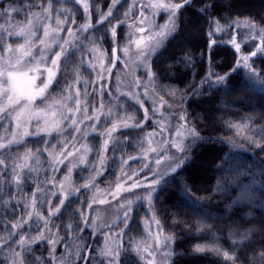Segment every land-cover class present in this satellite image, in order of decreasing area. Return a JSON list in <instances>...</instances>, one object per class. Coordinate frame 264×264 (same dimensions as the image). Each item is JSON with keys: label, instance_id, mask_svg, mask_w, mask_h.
<instances>
[{"label": "snow or ice", "instance_id": "1", "mask_svg": "<svg viewBox=\"0 0 264 264\" xmlns=\"http://www.w3.org/2000/svg\"><path fill=\"white\" fill-rule=\"evenodd\" d=\"M106 6L107 12L100 13L93 25L89 0H0V264H179L182 254L174 251L175 234L162 235L161 221L156 219L158 202L170 189L176 198L172 218L178 222L185 211L212 219L205 200L196 193H206L210 201L218 195L228 198L239 189L241 196L233 203L248 210L258 207L259 215L253 220L259 230H237L231 250L214 247L211 251L222 255L223 264H236L237 253L259 236L262 250L257 256L253 249V259L246 264H264V159L260 158L264 95L259 96L258 114L243 116L240 123L223 121L238 133H250L241 143H230L226 138L201 135L193 123L199 114H189L183 107L187 98L175 99L180 89L165 83L173 77L181 80L178 65L192 63L190 48L197 37L207 36L205 45L211 49L217 44L216 34L231 29L228 43L234 48V62L221 68L223 74L210 69L190 96L214 98L220 91L264 94V3L255 14L242 0H111ZM81 10L84 22L78 23ZM161 13L166 14L163 24L155 22ZM21 15L23 19L17 20ZM125 26L130 29L128 43L121 49ZM99 29H103L101 35L91 36ZM237 29L244 37L239 41ZM133 45L135 59L129 63ZM243 46H249L246 52ZM74 60L79 66L69 82L68 66ZM79 68L89 75L95 72V79H85ZM121 70L130 77L127 92L119 90ZM241 70L243 79L234 84ZM114 74L118 95L109 87ZM161 92L172 97V103ZM105 96L115 112L112 107L105 111ZM146 101L150 107H145ZM177 103L180 111L173 110ZM130 108L142 109V118H122L121 113ZM209 116L204 113L205 120ZM68 135L74 142L71 149L65 139ZM90 136L101 141L95 150L88 144L75 147ZM226 143L230 147L224 155L206 158V152ZM128 148L137 154L126 155ZM249 151L251 155L245 156ZM109 164L119 169V176L115 188L100 199L95 195L100 191L97 181ZM77 169L88 173L80 176L82 183L73 179ZM225 175L233 179L225 180ZM241 177L248 180L246 185ZM112 201L122 214L101 222L98 214L93 215L94 205ZM145 203L157 229L155 234L148 232L153 243L129 237L125 245V236L138 226L137 206ZM73 204L78 206L65 223ZM231 208L225 205L227 219H231L227 215ZM206 251L199 244L194 247L195 253Z\"/></svg>", "mask_w": 264, "mask_h": 264}, {"label": "trees", "instance_id": "2", "mask_svg": "<svg viewBox=\"0 0 264 264\" xmlns=\"http://www.w3.org/2000/svg\"><path fill=\"white\" fill-rule=\"evenodd\" d=\"M131 3V0H128ZM179 2V0H177ZM89 3L93 5L92 9V24L96 25L99 20L100 13H105L107 11L106 4H110L111 0H89ZM242 3L245 8L249 9L252 14L258 12L261 8L264 0H242ZM72 7V5H68ZM126 10V6L125 9ZM121 11V19H123V11ZM247 14V13H246ZM81 19L78 20V23L83 21L82 18V10L77 13ZM224 15H229V13L225 12ZM233 17L239 15L238 13H232ZM132 16L130 15L129 18ZM128 18V20H129ZM17 20L23 19V16L16 18ZM241 20L244 17L240 18ZM3 23V21H0ZM115 23V21H113ZM223 24V21L221 22ZM127 31V27L124 28V39ZM207 31V29H206ZM103 29H99L95 33H91V36L101 35ZM232 33L231 29L223 31L215 36L217 40V44L212 46L211 49L207 48L205 42L207 41V36L203 39L196 38L193 41L194 46L190 48L192 52V63L185 67L184 65H178L180 69V73L183 74L181 80H177L176 77H173L171 81H166L165 83H172L177 88L180 89V95H178L175 99L179 100L181 97L187 98V102L183 104V107L187 109L189 114L193 112L199 114L200 119H193V123L198 124L199 130L201 131V135L207 136L211 135L215 138H226L230 143H241L242 138L246 133L245 131L237 132L236 129H230L227 125L223 123L224 120H230L233 122L240 123L241 117L256 115L261 111V108L258 106V100L260 95H264L257 90L256 93L251 91H246L241 93H229L225 95L222 91L216 92L214 98H210L207 94L204 96L197 95L196 97H191L190 93L194 87H198L200 84V80L204 75L208 73V71L214 70L216 72H221V68L226 65L227 62L233 61L234 48L225 42V38L228 37ZM124 39L120 41V44L124 42ZM103 48L106 49L107 45H103ZM245 51H247V46L244 47ZM219 65V67H217ZM79 66V61L74 60L70 62L68 66V81L71 82L74 79L75 71ZM82 76L85 79H94V72L89 75V72L84 68H79ZM115 73V70H114ZM113 77V76H112ZM243 79V71H239L235 75L234 84H239ZM61 86H63V81L61 82ZM83 91V89H81ZM59 91V89H57ZM91 91V89H89ZM160 95L164 96V99L169 103H172V97L169 95H165V93L161 92ZM194 101V102H193ZM233 101L237 103L231 107L228 105ZM240 101H250V103L241 104ZM96 103V101H94ZM124 103L123 98L120 101ZM105 103L107 111L108 107L113 108V112L116 111L113 105L108 103V98L105 96ZM191 105V106H189ZM220 109L219 111L212 112V109ZM255 109V111H253ZM174 111H180L181 105L174 104ZM210 113L209 119H204V113ZM225 113H229V115H225ZM135 116L137 119L142 118L141 109L137 110V108H130L127 113H121V116ZM190 119H192L190 115ZM252 127H256L252 125ZM148 130V129H147ZM141 135H143L141 133ZM68 145L71 144V135L65 137ZM55 142V141H53ZM85 144L93 147L95 150L99 144L101 143L99 138L94 136H90L87 140L84 141ZM230 143H226L225 145H216L214 146L210 152H206V158L212 155H224L225 151H228L230 147ZM29 147H34L32 143H29ZM36 147L40 146L39 144L35 145ZM247 147V146H246ZM223 149V151H221ZM59 151V149L57 150ZM131 154L135 155L136 150L134 148H128L126 155ZM245 156H250L251 151L244 154ZM260 158L264 159V153L260 154ZM43 159V158H42ZM91 159V158H90ZM251 164V160L247 161ZM132 163V167L136 168L137 165L134 162ZM255 171H259L256 169ZM119 173V169L116 168L113 170V166L111 164L108 165V171L104 173L103 176L98 178L97 186L100 188H110L115 183L116 177ZM63 175V173L61 174ZM84 177L88 176L87 172L83 174L80 173L79 169L74 171L73 179L82 183L83 181L80 179V176ZM233 177L231 175H225V180H232ZM243 181V185L248 183V180L245 177H241ZM242 185V186H243ZM174 189H170L167 196H162L158 202L156 208V219L161 221V225L163 227V233L165 235L175 234L176 244L173 246L174 251L177 254H182L179 256V264H223L222 255H217L213 251H211L214 247L222 248L223 250H231L232 241L238 239L233 233L237 230L244 231L245 228H254L259 230V224L253 220V217H258L259 210L258 207H253L251 210L245 209L242 204H234L233 200L237 197L241 196L240 190L236 189L232 192L231 196L225 198L223 195H218L213 197L210 201L207 200L206 193H196L195 195L205 200L206 203V211L211 214L212 219L205 220L202 216L198 215V213L194 211H185L182 214L181 221H176L172 217L175 213L174 205L176 203V198L173 195ZM232 205V208L227 211V215L231 216V219L226 218L225 214V205ZM78 205L73 204L69 211L65 214L64 222H70L71 220V211L75 209ZM137 211L139 213L137 217V227L134 231L128 233L125 236V245H127L129 237H131L135 241L143 240L145 244H148V233L145 229L144 224L146 220L149 219V213L147 211L146 205L137 206ZM218 218V219H217ZM187 219L189 222L187 224L183 223L182 220ZM59 223V221H57ZM211 225V227H203L201 225ZM256 243L253 245L244 248L239 251L237 254L239 255V259L236 264H246L247 261L253 259L254 253L253 249H255V253L258 256V253L262 250L260 247V237H255ZM204 246L207 251L204 253H195L194 247L195 245ZM63 250L61 246L58 249V255ZM39 255V252L37 253ZM46 255V253H45ZM177 257L174 256L173 260H176ZM95 264V261L93 262Z\"/></svg>", "mask_w": 264, "mask_h": 264}, {"label": "rangeland", "instance_id": "3", "mask_svg": "<svg viewBox=\"0 0 264 264\" xmlns=\"http://www.w3.org/2000/svg\"><path fill=\"white\" fill-rule=\"evenodd\" d=\"M106 12H107V11H106ZM106 12H105V13H106ZM132 19H133L132 17L129 18V20H128V23H129V24L132 23ZM165 19H166V14L161 13L160 16H158V17L156 18L155 22H156V23H159V24H163ZM83 22H84V20H83L81 23H83ZM129 31H130V29L127 28V31H126V34H125L124 42L120 44V45H121V49L123 48V46H125V45L128 43V32H129ZM236 33H237V40H238V41L244 38V37H243V34H242V30L237 29V30H236ZM218 34H219V33H217L216 36H217ZM214 38H215V37H214ZM231 38H232V33H231L228 37L225 38V42L228 43V42L231 40ZM228 44H229V43H228ZM243 47H245V46H243ZM247 47H249V46H247ZM135 51H136V50H135V46L133 45L132 48H131V50H130V57H131V59H130L129 63H131L132 60L135 59V55H134ZM245 52H246V51H245ZM97 55H99V53H97ZM105 62H106V61H105ZM97 70H99V64H97ZM114 70H115V69H114ZM115 72H116V70H115ZM94 74H95V76H96V73H95V72H94ZM137 74H138V75H141L143 79H146V77H143L142 70H137ZM119 76H120V81H121V83H120V85H119V90H120V92H127V91L129 90V89H128V80L130 79V77H126L125 74H124V71H123V70H121V71L119 72ZM94 79H95V77H94ZM109 87L112 89L113 95H118V93H117V91H116V89H117V79H116V75H115V74H114L113 77L111 78V83H110ZM96 103H97V106H98V100H96ZM150 103H151L150 101H146V103H145V107H150ZM141 111L143 112L142 109H141ZM166 114H167V113H166ZM121 117L123 118V117H126V116L123 115V116H121ZM129 123H131V121H129ZM172 123L175 124L176 121L173 120ZM150 130H151V129H148V131H150ZM89 131H90V130H89ZM84 141H85V140L82 139V140L80 141V143L75 144V147H76V148H80L82 144H85ZM100 142H101V141H100ZM73 143H74V142H73L72 139H71V144L69 145V148H70V149L72 148ZM135 155H136V154H135ZM118 176H119V173H118L117 177H118ZM117 177H116L115 183H114L113 186H111L110 188H107V189H106V188H100V187L97 186V187L100 189V191H99L98 193H95V195H96L98 198H100V199H104V198L107 196V192H108V190H110V189H114V188H115V185H116V183H117ZM129 198H131V197H129ZM109 199H110V198H109ZM145 205H146L147 211H148V213H149V219H147V220H146V223L144 224L145 229H146L147 233H148L149 231H151L153 234H155V232H156L157 229H156V225H155V223H154V220L152 219V213L148 210V207H147V204H146V203H145ZM94 209H95V211L93 212V215L95 216V215L98 214L99 217H100L101 222H111L117 214H122V210H120V209L116 206V202H115V201H112L111 205H108V204H104V205H94ZM162 235H165V234L162 233ZM151 243H153V241L150 240V239H148V244H151ZM158 259H159V257H158Z\"/></svg>", "mask_w": 264, "mask_h": 264}]
</instances>
